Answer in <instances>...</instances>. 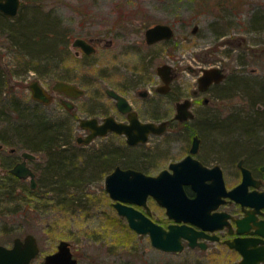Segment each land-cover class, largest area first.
Returning a JSON list of instances; mask_svg holds the SVG:
<instances>
[{
  "label": "rangeland",
  "instance_id": "374dc122",
  "mask_svg": "<svg viewBox=\"0 0 264 264\" xmlns=\"http://www.w3.org/2000/svg\"><path fill=\"white\" fill-rule=\"evenodd\" d=\"M22 4L16 19H0V140L5 141L8 148L16 147V159L25 149L38 156L32 164L44 167L38 175L41 184L52 181L48 166L51 162L57 163L52 159L54 156H64L65 164L76 165L81 170L96 159H101L102 166L99 170L93 167L79 184L62 182L51 188L39 184L34 194L13 191L14 199L1 198L0 242L11 246L15 237L35 235L40 252L33 260L34 264H45V256L56 252L61 240L71 244L78 264H231L228 253L222 249L216 253L201 252L188 246L181 252L159 250L152 246L148 235L136 233L126 217L119 215L104 186L107 174L103 165L104 153L98 148L103 142L97 139L90 145H77L76 136L83 134L79 128L80 118L89 117L93 111L98 117L104 114L105 104L102 105L99 99V94H104L101 73L109 71L111 84L115 85L123 64L139 62L132 55L123 56V59L120 56V49L123 51L127 43L116 41L111 49L105 48L104 43H95V53L87 57L77 56V48L72 43L80 34L91 37L109 33L112 29L117 35L122 23L139 24V37L149 25L165 23L176 28L173 41L177 42V53L188 52L198 46L181 43L179 35L183 32V24L189 23L190 29L199 27L204 49L210 52L219 46L218 58L228 62V36L219 38L216 35L231 34V157L237 154L241 157L249 152V148L258 149L264 144V20L258 27L250 22L256 12L264 16V0H22ZM31 20L51 25L47 35L51 39L57 37L53 51L42 57H50V63L36 57L32 61L31 55L14 45L4 30ZM42 25H39L40 30L45 29ZM171 47H175L173 43L151 49L159 52L149 62L151 70L164 62ZM137 48L146 47L138 45ZM184 73L189 80L193 78ZM35 79L50 91L57 80L72 81L85 93L73 100L76 107L72 111L56 100L43 105L32 97L29 84ZM90 98L95 101L91 102ZM228 103L217 102L218 106H223L222 111ZM38 117L63 126L61 138L66 140L51 152L29 149V144L18 134L19 128L22 131L28 129ZM212 133L206 131L205 134ZM169 139L164 141L169 144ZM206 140L210 141L209 136ZM157 142L160 144L157 154L166 157L158 162L159 169L167 166L170 157L181 155L179 150L164 154L168 151L166 144ZM59 150H63L62 156L57 154ZM7 151L0 155L3 162L8 158ZM137 151L141 153L142 149H123L128 155ZM237 161H233L234 166ZM150 171L155 173L157 170L151 168ZM6 172L0 167V176ZM149 205L156 219L167 224L163 209L151 199Z\"/></svg>",
  "mask_w": 264,
  "mask_h": 264
},
{
  "label": "flooded vegetation",
  "instance_id": "af4514ba",
  "mask_svg": "<svg viewBox=\"0 0 264 264\" xmlns=\"http://www.w3.org/2000/svg\"><path fill=\"white\" fill-rule=\"evenodd\" d=\"M2 2L5 3L6 0H2ZM22 5L21 0L18 13L13 17L6 15L0 10V19H16L22 10ZM153 25H149L145 31L142 32L140 37L137 31L139 24L132 23L129 25L122 23L118 26L119 33H117V35L110 29L109 33L104 32L97 36L86 37L80 34L74 41L77 38H83L95 48V51V43H104L107 49H111L116 41L119 44L127 43L123 51L120 49V56L123 59V56L132 55V57L139 62V64L135 63L132 65L123 64L121 70L117 73L115 85L111 84L112 77L109 71L101 73L100 84L101 89L104 90V94L100 93L99 99H101L102 105L103 103L105 104L104 111H102L104 114L98 117L96 115L97 113L93 111L92 115L84 118H96L99 124H103L106 121L105 119L112 117L113 121L116 123L129 125L131 124V113H136L137 118L142 123L165 124L166 127L164 132L161 134L151 132L147 137V141L130 144L126 134L111 130L105 136L96 137L91 143L85 144L80 143L78 139L79 137H86L89 135L91 130L82 129L79 125V128L83 130V134H78L76 136V144L90 145L97 139L103 142L98 148L104 153L102 158L104 160V171L107 173L104 179L106 191V178L117 168L123 170L132 169L151 176H157L164 170L172 174L175 170L171 168V164L178 163L189 156H191V160H188L186 166H184L185 173H192L195 177H189L186 179L187 182H184L182 185L186 195L191 199L197 196L194 186L203 187L204 189H216L217 195L220 191V178L223 181L225 190L230 191L240 185L244 180V173L241 166L249 170L250 175L246 178V193H248L246 196L247 204L243 205L232 199L229 195L218 196V198L222 200L218 203V206L211 207L216 204V202L208 203L201 208V214L204 217H206V215L208 217H216L218 224H222L223 226L216 229L197 227V229L204 234L197 239L199 244L195 247L189 246L188 240H183L185 248L188 246V248L198 249L201 252L213 251L216 253L220 249L225 250L229 255L228 259L231 261V264H240L243 255L237 248L230 246L229 241L232 242L235 239H241L245 244H248L247 248L249 249L261 250L264 248V144L258 149L253 147L249 148V152L241 157H237L239 154L231 157V34L222 32L216 35L219 38L228 36L230 50H228L226 54L228 62H224V60L218 58L220 56L218 54L219 46L213 48L215 51L210 50L209 52L204 49L202 43L203 37L199 34L198 26H194L190 29V24L185 23L183 24V32L179 35L181 37V43L191 45L195 43L198 45L196 50L177 53V42L176 40L173 41L176 37L175 26L170 24L174 31L172 38L149 44L146 39V30ZM83 28H85V26ZM74 41L72 46L77 48L75 52L77 56L87 57L95 53V51L90 54L86 53L81 47L75 46ZM172 43L175 47L168 49V55L164 62L160 63L156 67V70H154V67L151 70L149 62L154 60L156 54L159 53L153 52L151 49L153 50L160 44ZM138 45H142L146 48L140 50L137 48ZM187 62L188 64H184ZM162 65H169L167 74H160L159 67ZM184 65L186 66L184 67ZM206 69H221L224 73L223 79L218 82L213 81L207 87L201 88L199 80L204 75ZM183 72L192 75L193 78L189 80ZM62 81L75 84L72 81ZM54 84L51 91L45 87L47 93L52 97L50 103L38 102L43 105H49L56 100L69 111L74 110L76 106L73 100L78 97H69L64 92L55 91L53 88ZM77 86L82 88L79 85ZM109 91H113L123 97L127 101L126 106L128 105L130 107L129 110L124 111L123 108H125V106L120 107L118 105V99L113 94L109 93ZM92 99L93 98H90L91 102L95 101ZM187 100L190 101L189 110L194 116L187 119H180L176 117L178 113V103ZM218 101L229 102L225 111H222L224 109L222 105L218 106ZM229 116L230 118H228ZM210 129L213 133L206 135V131L210 132ZM196 136L199 138V144L197 150L193 153L192 148ZM206 136H209L210 141L206 140ZM185 137H187L186 141L184 140ZM168 138H170L168 140L169 144L167 141H164ZM157 141L166 144L165 147L168 151L164 154H172L175 150H179L181 153V155L176 158L169 156L170 160L167 166L160 169L158 168V162L162 159H166V157L157 154L160 152L157 150L158 147H160ZM258 142H261V140ZM0 144L3 145L0 150V155L8 150V158L5 159L4 162L0 160V167L7 171L0 176V189L23 191L25 194H27L29 190H37L39 184H41L38 175L44 170L43 166H35L32 164L36 161L38 156L36 155L35 158L27 159L26 162L35 172L37 185L36 188H33L30 178H22L12 172V169L17 164L25 160L23 152H25L26 149L22 151L21 156L16 159V156H14L17 152L16 147L8 148L5 141L1 140ZM124 147L127 150L142 149V152L139 153V151H137L131 153V155L124 154ZM236 159H238V161L236 166H234L233 161ZM151 168L157 171L151 173ZM41 185L45 188H51L55 184L46 183ZM111 199L116 209V201L112 197ZM150 199L155 205L163 209L168 219L167 224L161 223L156 219L154 210L149 205ZM133 206L164 227H168L174 222V220L169 217L167 209L162 206L153 195L147 197L146 205L134 203ZM238 221H244V223H242V231L240 232L238 228L241 226L238 225ZM259 230L262 233H260ZM200 244H203L204 247ZM3 245L7 247L12 246ZM72 251L76 257L73 249ZM259 264H264V261L260 259Z\"/></svg>",
  "mask_w": 264,
  "mask_h": 264
},
{
  "label": "water",
  "instance_id": "95a60500",
  "mask_svg": "<svg viewBox=\"0 0 264 264\" xmlns=\"http://www.w3.org/2000/svg\"><path fill=\"white\" fill-rule=\"evenodd\" d=\"M21 0H6L5 3L0 0V10L8 16H15L18 13ZM174 35L173 28L169 24L157 23L146 30V39L149 44L156 43L164 39H170ZM74 45L81 47L86 53H92L95 48L83 38H77ZM169 65L159 67L160 74L168 73ZM224 73L221 69H206L199 82L201 88H205L213 81H221ZM32 97L37 101L50 103L52 97L47 93L45 87L38 79L32 80L29 84ZM54 90L64 92L69 97H80L84 90L76 84L62 80H57L54 84ZM118 99V105L124 107V111L129 110L127 101L113 91H109ZM190 101L178 103L177 116L180 119L193 117L194 114L189 110ZM105 123L99 124L96 118H81L79 125L82 129H90L91 133L86 137H79L80 143L89 144L96 137L105 136L109 131L115 130L124 133L128 137L130 144L147 141L149 133L154 132L161 134L164 132L165 124L142 123L136 113H131V124L116 123L112 117L105 119ZM199 144V138L196 136L193 143L192 152L194 153ZM3 147L0 144V150ZM25 160L17 164L12 172L22 178H30L32 187L36 188L35 172L26 164L27 159L35 158L32 152H23ZM191 160V156L183 159L178 163L171 164L175 171L169 173L167 170L162 171L157 176L147 175L143 172L128 169L117 168L106 178V188L110 196L116 201L115 207L118 213L126 217L131 229L139 234H148L153 247L166 252H181L185 248L183 240H188L189 246L195 247L197 239L204 233L197 227L205 229H216L222 227L218 224L216 217H204L201 214V208L208 204L214 203L211 207H217L222 201L218 198L221 195H229L232 199L243 205L247 204L246 196L247 182L246 178L250 175L249 170L241 166L244 173L243 182L237 187L226 191L221 178L220 191L216 195V189L203 188L194 186L197 196L189 198L183 188V183L187 182L189 177H195L192 173H185L184 166ZM214 190V191H213ZM149 195H153L157 201L167 209V213L174 220L168 227L153 221L144 212L133 206L134 203L146 205ZM242 223L238 221V231H242ZM260 233H262L259 230ZM264 233V232H263ZM204 247L203 244H200ZM229 245L237 248L243 255L240 264H259L260 259L264 261V248L249 249L241 239L229 241ZM40 252V246L35 235L29 233L24 238L17 237L11 247L0 243V264H34L33 260ZM45 264H78V259L74 256L71 244L66 240H61L58 249L54 253L47 254L44 260Z\"/></svg>",
  "mask_w": 264,
  "mask_h": 264
},
{
  "label": "trees",
  "instance_id": "16d2710c",
  "mask_svg": "<svg viewBox=\"0 0 264 264\" xmlns=\"http://www.w3.org/2000/svg\"><path fill=\"white\" fill-rule=\"evenodd\" d=\"M262 20H264L263 14H261L260 12H256L250 22L252 24L255 23V25H257L258 27L261 26L260 24ZM39 25H42V23L37 20H31L29 22L22 21L21 24H18L16 27L9 26L5 27L4 30H7L6 33L8 35V38L14 45H19L23 50L27 52L28 55H31L32 61L36 57L41 61L50 63V57L45 59L42 57L43 55L49 56L50 52L53 51L52 49L54 46V41L55 39L57 40V37L51 39L47 35V30L51 28V25L43 23L45 27L44 30H40ZM29 65H31V62H29ZM32 67L35 68V66H27V68L29 69ZM38 118L39 119H37L35 123L30 125L28 129H23L22 131V129L19 128L18 134L26 143L29 144V149H32L33 151L48 150L51 152L52 148L55 149L57 145H61L66 140H64V138H61L63 126L51 124L45 119H41L40 117ZM211 129L209 130L210 132ZM62 153L63 150H59V152H57V154L59 155H61ZM52 159L56 160L57 163L55 164L51 162L48 166V170L50 171V176L52 178L51 183L54 184H60L62 182H68L71 185L79 184L81 178H86L87 172L91 171L93 167L96 169L98 168L99 170L101 168L100 166H102V164L100 163L101 159H96L89 162L88 166L81 170L76 168V165L68 166L67 164H65L64 156L63 158L60 156H54V158ZM77 177H80L79 180ZM13 193V190L0 189V199H14V196L12 195ZM28 193L34 194L36 193V190H29Z\"/></svg>",
  "mask_w": 264,
  "mask_h": 264
}]
</instances>
